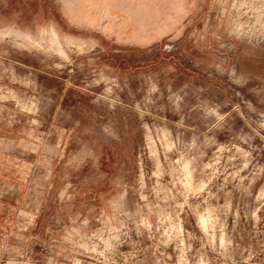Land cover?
Returning a JSON list of instances; mask_svg holds the SVG:
<instances>
[{"label":"rangeland","instance_id":"1","mask_svg":"<svg viewBox=\"0 0 264 264\" xmlns=\"http://www.w3.org/2000/svg\"><path fill=\"white\" fill-rule=\"evenodd\" d=\"M0 264H264V0H0Z\"/></svg>","mask_w":264,"mask_h":264},{"label":"bare ground","instance_id":"2","mask_svg":"<svg viewBox=\"0 0 264 264\" xmlns=\"http://www.w3.org/2000/svg\"><path fill=\"white\" fill-rule=\"evenodd\" d=\"M43 35L47 37L51 48H54L57 52L62 53L58 33L52 27L49 31L44 30Z\"/></svg>","mask_w":264,"mask_h":264}]
</instances>
